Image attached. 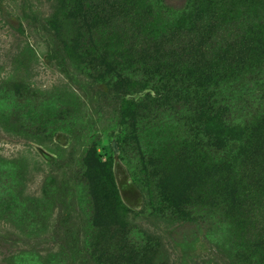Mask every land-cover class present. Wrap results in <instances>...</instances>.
<instances>
[{"label": "rangeland", "instance_id": "374dc122", "mask_svg": "<svg viewBox=\"0 0 264 264\" xmlns=\"http://www.w3.org/2000/svg\"><path fill=\"white\" fill-rule=\"evenodd\" d=\"M212 3L120 0L110 31L78 18L102 0H0V264H264V0ZM168 85L190 101H114ZM205 103L225 141L205 135Z\"/></svg>", "mask_w": 264, "mask_h": 264}, {"label": "trees", "instance_id": "16d2710c", "mask_svg": "<svg viewBox=\"0 0 264 264\" xmlns=\"http://www.w3.org/2000/svg\"><path fill=\"white\" fill-rule=\"evenodd\" d=\"M205 4V6H208L206 9H204V11L208 10L211 11L210 5H212V0H202ZM80 1L78 2L77 6H79ZM120 0H102V7L101 9H98L96 6H89L87 10L84 9H80L78 8V11L81 12V14H78V18L80 19H84L87 20L89 23H91V21L96 20L98 17H101V19L103 20V28L105 30H110V31H116V26H121L120 24H118L117 21H119L120 18H122V16H119L117 14L120 6ZM119 7V8H118ZM122 22V21H119ZM47 31H49L48 29H46ZM228 33V32H226ZM227 35V34H226ZM233 35L234 33H231V39L230 41H232L233 39ZM48 37L50 38V43L51 46L49 47V55L54 59L56 65L60 68V70L64 73H67L68 71V54H67V50H65L61 44H59L52 36V34H49ZM192 43V38L190 37V40H188ZM187 41V42H188ZM166 88L162 89H155L152 88V92H147L146 94H144L143 96H140L139 98L135 99H127L124 97V95L122 96H115L114 97V101H116L119 106H120V110L122 111V113H128L129 111L133 110L136 107H144L147 103L149 102H155L158 105L163 104L164 101L166 100H184L189 102L191 98H187L184 96V94L182 95V90L179 89L181 94H176L171 90V86H165ZM87 105L88 108L91 110L94 107V104L96 103V101L94 100V96L90 95L89 98H87ZM209 104L210 103H205V104H200L199 106H197L194 114L195 116L199 117L200 120H203L204 124H202L203 126V131H205V135L207 134V136H213L216 135L217 137L223 136V140L227 137V133L228 130H232L233 131V126L229 125V120L226 119L225 114L223 112L224 108L221 107L218 108L220 109V112H213L208 113L207 109H209ZM227 123V124H226ZM38 131H42V128L39 129ZM35 132V133H40V132ZM235 131V130H234ZM34 133V134H35ZM232 139V136L230 137ZM123 140H125L124 138H122L120 140V143L123 146ZM79 144V143H78ZM81 145V144H79ZM78 145V146H79ZM80 149V148H79ZM79 149L77 147V149L75 150L74 148L71 149V151L69 152V156H68V162L70 167H72V162L76 161V156H78L79 154ZM237 151H235V154L238 155L240 154L242 151H240V145L237 146ZM81 154V152H80ZM85 154V152L83 153V155ZM85 160V158H84ZM83 160V161H84ZM85 162V161H84ZM90 169V167H88L86 164H84V167L82 168H77L74 169V174L77 178V175L80 174V177L83 178L84 180L87 181V176L88 178H90L91 180L94 178L92 176H90V172H88ZM104 182L106 185V187L103 190V193H105V195H107V199L111 200L112 202H114L116 204L117 196H116V188L114 187V184L112 183V177H111V173L108 170L107 173H104ZM75 183L77 182V180H69L65 177H61L60 179L57 180L56 183V188H59L57 193L59 195V200L64 203V197L67 193V189L70 186V183ZM110 204L112 207H114L115 204ZM61 225L64 226L65 228V232H68L71 229V223L72 221H68L67 217H71L70 212L68 211V209H66L65 207L61 206Z\"/></svg>", "mask_w": 264, "mask_h": 264}]
</instances>
